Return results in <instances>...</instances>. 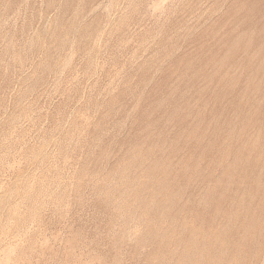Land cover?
I'll list each match as a JSON object with an SVG mask.
<instances>
[{"label": "rangeland", "instance_id": "1", "mask_svg": "<svg viewBox=\"0 0 264 264\" xmlns=\"http://www.w3.org/2000/svg\"><path fill=\"white\" fill-rule=\"evenodd\" d=\"M0 264H264V0H0Z\"/></svg>", "mask_w": 264, "mask_h": 264}]
</instances>
